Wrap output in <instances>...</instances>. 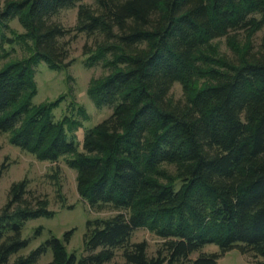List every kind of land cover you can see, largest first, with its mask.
I'll return each mask as SVG.
<instances>
[{"label":"trees","instance_id":"obj_1","mask_svg":"<svg viewBox=\"0 0 264 264\" xmlns=\"http://www.w3.org/2000/svg\"><path fill=\"white\" fill-rule=\"evenodd\" d=\"M82 1L4 0L0 48L20 40L32 55L0 69V133L40 161L71 157L81 198L116 214L87 222L80 258L67 251L69 231L11 261L28 246L27 221L55 214L26 179L15 182L0 211V264H35L48 250L49 264H112L118 255L124 264H218L232 251L264 264V39L234 59L208 50L233 32L263 30L264 0ZM75 7L73 28L53 20ZM14 19L23 33L13 39L2 28ZM79 34L92 39L86 65L109 68L89 94L113 109L86 133L82 152L55 121L54 103L33 104L36 67L71 66ZM175 83L184 100L171 96ZM143 228L163 239L155 256L132 241Z\"/></svg>","mask_w":264,"mask_h":264},{"label":"rangeland","instance_id":"obj_2","mask_svg":"<svg viewBox=\"0 0 264 264\" xmlns=\"http://www.w3.org/2000/svg\"><path fill=\"white\" fill-rule=\"evenodd\" d=\"M81 3L93 4V0H84ZM80 4V3H79ZM78 4V5H79ZM4 0H0V11ZM77 7L64 9L53 17L66 28H73L77 22ZM7 37H17L23 33V28L17 19L9 22V28H2ZM69 38V37H68ZM68 38H65L67 40ZM264 39V29L254 33L253 36L244 31L231 33V37H223L211 43L209 54L214 57H228L234 59L248 45L258 50ZM92 45V39L85 34H79L72 42L71 58L75 62L68 68L53 70L47 63H40L35 70V82L38 88L33 99L36 106L54 103L52 111L56 122L65 121L69 140H73L79 152L83 151L86 133L98 123L108 118L112 107L99 108L89 94L91 83L109 73V68L102 63L87 66L89 56L83 53L84 45ZM32 55L30 43L16 40L14 44H3L0 48V69L5 65L28 59ZM203 81H197L200 88ZM174 100H184L185 94L180 83H175L171 90ZM75 127V129H74ZM74 129V131H73ZM10 133H0V166L6 164L0 179V211L8 200L10 187L13 183L26 179L29 189L36 194L46 196L50 201V210L53 217H41L27 221L22 237L28 241V246L11 257L14 261L19 256H27L33 250L44 244L52 236L64 240L66 232L72 231L70 241L66 244L69 254H76L78 258L85 254L84 235L87 222L94 219H107L116 214L110 207L102 209L91 208L81 198L77 190V171L70 168L63 157L57 163L40 161L35 155L11 143ZM133 242L146 241L149 245V255L155 256L163 243L154 232L140 229L134 232ZM205 252L218 251L216 245H208ZM243 256V255H242ZM237 251L221 261L220 264H254L252 260ZM52 260V251L44 253L35 264H49ZM221 260V259H220ZM112 264H124L118 255Z\"/></svg>","mask_w":264,"mask_h":264},{"label":"crops","instance_id":"obj_3","mask_svg":"<svg viewBox=\"0 0 264 264\" xmlns=\"http://www.w3.org/2000/svg\"><path fill=\"white\" fill-rule=\"evenodd\" d=\"M213 252H216V251H213ZM230 255V253H228V254H226L219 262H218V264H220L221 263V261L223 260V259H225L227 256H229ZM242 256V255H241ZM242 258H243V256H242ZM243 260H244V258H243Z\"/></svg>","mask_w":264,"mask_h":264}]
</instances>
